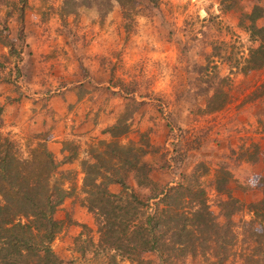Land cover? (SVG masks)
<instances>
[{
    "label": "rangeland",
    "instance_id": "374dc122",
    "mask_svg": "<svg viewBox=\"0 0 264 264\" xmlns=\"http://www.w3.org/2000/svg\"><path fill=\"white\" fill-rule=\"evenodd\" d=\"M12 1L17 0H0V95L6 88L9 92L1 98L0 108L21 94L33 98L34 89L45 92V86L65 85L68 77L77 100L85 98L69 108L73 110L69 127L73 128L85 119L80 104L96 106L97 111L89 115L92 123L107 118L112 122L125 100L109 90L119 91L117 84L135 88L134 96L140 104L135 105L131 129L119 142L125 144L142 135L140 140L149 144L143 159L151 165L150 178L158 184L177 182L180 174L198 165L199 171L207 173L204 186L217 222L221 223L223 217L215 194L223 197L227 191L241 204L232 220L239 223L252 217L249 209L264 189V149L257 153L254 145L249 146L264 145V130L255 131V127L264 128L262 75L230 74L231 98L223 108L196 118L189 109L203 105L204 95L197 93L204 86L202 81L212 80L216 73L228 74L227 63L245 53L248 42L237 25L239 17L254 4L264 7V0H135L126 13L114 1L104 4L102 0H84L80 5L74 0H24L23 38L17 32L15 12L7 18V32L2 29L4 10L13 12ZM262 23V19L257 21ZM39 42H47L50 48H39ZM212 63L216 68L210 67ZM14 64L19 83L4 82V67L11 69ZM67 64L69 71L65 70ZM254 97L259 99L251 102ZM239 106L244 107L236 111ZM257 118L260 124H256ZM17 130L0 121V131L13 139L30 134L28 127ZM99 130L96 136H100ZM64 147L67 152L75 151L72 141H66ZM82 149L85 147L79 150V157ZM244 154L255 160L246 159ZM220 162L234 177L227 191L224 183H214L222 188L219 191L212 183L213 170L220 169ZM79 178L76 188L69 190L70 195L54 212L62 229L51 248L64 262L82 260L84 255L90 258L88 264H100L94 255L98 247L86 242L94 225L90 213L79 203ZM109 190L118 192L119 186L112 184ZM134 190L141 197L147 194L143 188ZM254 227L260 228L257 222ZM142 256L154 260L153 254Z\"/></svg>",
    "mask_w": 264,
    "mask_h": 264
},
{
    "label": "trees",
    "instance_id": "16d2710c",
    "mask_svg": "<svg viewBox=\"0 0 264 264\" xmlns=\"http://www.w3.org/2000/svg\"><path fill=\"white\" fill-rule=\"evenodd\" d=\"M111 1L126 13L131 11L135 0H102L104 4ZM11 4L13 12L4 10L2 29L7 32V18L15 12L17 32L23 38L24 0ZM260 19L263 23L259 25ZM237 25L246 35L245 53L227 63L228 74L216 73L212 80L202 81L204 86L197 93L204 95V102L202 107L196 104L189 109L193 118L218 111L229 102L230 74L248 77L256 73L262 75L261 83L264 81V7L252 5L248 12L241 13ZM210 67L216 65L212 63ZM13 69L15 79L16 64ZM5 81L16 84L9 78ZM115 86L119 91L109 90L110 94L124 99V106L110 124L98 131L100 136L83 142L84 156L79 159L76 157L79 146L72 139L65 140L62 146L64 149L66 141H72L75 151L68 150L58 159L46 147V131L29 130L30 134L18 139L0 131V264H88L90 258L83 255V250L82 260L73 258L64 262L51 248L62 229V222L54 217V212L70 195L69 190L76 188L77 173L81 174L77 188L79 203L90 213L94 225L89 228L86 242L98 247L99 254L94 255L100 264H264V189L262 197L249 209L252 217L234 222L231 217L241 204L227 191L234 177L222 166L225 163L220 162V169L215 168L212 174L213 186L227 185L223 197L215 194V204L223 217L219 223L209 208L204 186L207 173L199 171L198 165L189 173L180 174L177 182L153 181L149 176L151 165L143 159L149 144L140 140L142 135L139 134L138 140L128 139L125 144L119 142L131 129L135 105L140 104L134 96L135 88ZM255 89L257 86L253 89L256 92ZM258 99L254 97L251 102ZM128 104L134 107L129 108ZM240 107L244 106L236 111ZM3 110L1 106L0 112ZM256 121L262 122L260 118ZM263 130L255 127V131ZM250 145H254L257 153L264 149L259 143ZM75 157L78 170L61 168ZM112 184L119 186L118 192L109 190ZM134 187L146 189L147 194L141 197ZM254 222L259 224V230ZM144 253L153 254L154 260L144 258Z\"/></svg>",
    "mask_w": 264,
    "mask_h": 264
},
{
    "label": "crops",
    "instance_id": "0c3cea01",
    "mask_svg": "<svg viewBox=\"0 0 264 264\" xmlns=\"http://www.w3.org/2000/svg\"><path fill=\"white\" fill-rule=\"evenodd\" d=\"M39 48L49 49L50 46L47 42H39ZM61 63V66H59L63 75L64 60H61ZM4 70L7 71V79L9 78L15 83H19L16 82V78L14 79L13 68L7 69L4 67ZM65 70L69 71V64L65 66ZM62 79H64V76ZM65 79L67 83L60 87L45 86V92L34 89L31 94L33 98L29 99L21 94L19 98H13L9 103H5L3 105L4 110L0 114V121L3 125L4 123L12 124L14 128L18 129L17 131H22L26 127L34 132L46 131V147L58 159L67 153L62 146L64 141L72 139L73 143L79 146L76 153V157L79 159L84 156V153H82V156H78L80 155L79 150L85 147L83 142H88L95 135L96 129L99 130L110 124L111 119L107 118L98 120L96 124L92 123L89 115L91 111H97L96 106L84 103L80 104V111L85 114V119L82 114L83 121L70 128L69 123L71 122L73 110L69 108L77 102L84 101L85 98L81 99L82 101L77 100L74 92L69 88L68 77ZM4 82H6L5 79ZM6 90L7 88L0 95V101L1 98L9 94ZM76 157L72 158L71 162L62 164L61 168L78 170V159ZM76 176L79 178L81 174L77 173Z\"/></svg>",
    "mask_w": 264,
    "mask_h": 264
}]
</instances>
